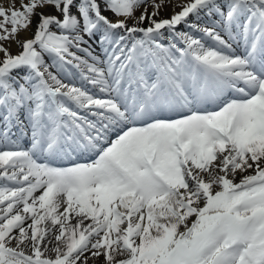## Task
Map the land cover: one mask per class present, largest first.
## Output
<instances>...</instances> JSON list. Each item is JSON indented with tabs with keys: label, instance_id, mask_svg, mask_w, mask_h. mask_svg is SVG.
I'll return each instance as SVG.
<instances>
[{
	"label": "snow or ice",
	"instance_id": "obj_1",
	"mask_svg": "<svg viewBox=\"0 0 264 264\" xmlns=\"http://www.w3.org/2000/svg\"><path fill=\"white\" fill-rule=\"evenodd\" d=\"M149 2L0 6V264H264V0Z\"/></svg>",
	"mask_w": 264,
	"mask_h": 264
},
{
	"label": "bare ground",
	"instance_id": "obj_2",
	"mask_svg": "<svg viewBox=\"0 0 264 264\" xmlns=\"http://www.w3.org/2000/svg\"><path fill=\"white\" fill-rule=\"evenodd\" d=\"M183 2H185V0H172L171 1V3H177V4L183 3ZM13 3H15L16 7H19L21 0H0V6L5 7V8H9L10 5H12ZM171 3L168 2L166 7L163 9V11H161V13H160L161 18H167L170 16V14L172 13V10H173L171 7ZM178 9H179V7H176L175 11H178ZM131 23H132V21H129V24H131ZM33 24L35 25V21L33 22ZM30 35H31L30 32H24L21 34V38L26 37V36H30ZM16 49H17V52L20 50L17 47V45H16ZM237 180H239V177H237ZM89 264H91V261L89 262Z\"/></svg>",
	"mask_w": 264,
	"mask_h": 264
},
{
	"label": "rangeland",
	"instance_id": "obj_3",
	"mask_svg": "<svg viewBox=\"0 0 264 264\" xmlns=\"http://www.w3.org/2000/svg\"><path fill=\"white\" fill-rule=\"evenodd\" d=\"M171 1H172V0H171ZM24 2H27V0H24ZM155 2H156V3H159L160 0H155ZM164 2H165V5H167L168 2H170V0H164ZM143 10H144V5H142V6L140 7V9L136 11V16L139 17V16L141 15V12H143ZM147 11H148L149 14H151V12L153 11V8H152V6H151V0H150V2H149L148 5H147ZM178 11H180V8L178 9ZM13 46H14V47H13ZM10 50H11V52H12L13 54H16L17 49H16V44H15V43H12V44H11V48H10Z\"/></svg>",
	"mask_w": 264,
	"mask_h": 264
}]
</instances>
